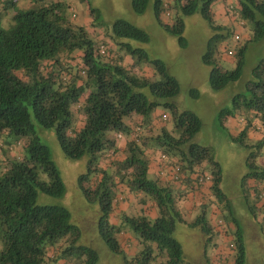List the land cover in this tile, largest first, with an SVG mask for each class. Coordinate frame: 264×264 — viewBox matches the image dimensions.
Wrapping results in <instances>:
<instances>
[{
    "label": "trees",
    "instance_id": "obj_1",
    "mask_svg": "<svg viewBox=\"0 0 264 264\" xmlns=\"http://www.w3.org/2000/svg\"><path fill=\"white\" fill-rule=\"evenodd\" d=\"M18 1L0 0V135H14L16 142L21 137L28 141L26 156L7 161L0 169V264H99L98 252L78 243L82 228L72 222L70 210L38 203L39 192L62 197L66 190L49 147L36 134L29 109L41 126L56 129L67 158L77 161L88 157V171L80 175L78 183L84 198L100 209L98 230L110 251L127 252L120 242L124 224L111 221L120 200L118 187L123 185L141 194L140 201L151 202L157 210L155 218L143 213L124 217L123 223L133 228L141 244V251L131 257L129 264H151L159 256L166 258L161 264H183V248L175 232L178 224L186 221L177 200L184 192L198 191L205 182L201 183V178H210L211 194L219 199L225 195L219 187L223 173L215 154L193 141L202 129L201 118L191 111H178L172 101L180 93L179 82L162 60L151 59L143 49L121 42H149L148 34L128 21H116L108 36L93 41L88 30L91 35L95 33L100 14L92 7L88 25L75 26L63 2L33 0L28 12L18 13L14 11ZM151 1L132 0L134 12L145 14ZM153 1L158 23L182 48L187 47L183 38L185 17L200 14L213 30L224 31L229 23L237 25V31L226 30V34L209 40L203 63L211 67L210 84L214 90L243 78L247 48L226 46L224 51L236 60V69L227 71L215 58L216 44L230 34H234V41L241 42V29L246 31L247 43H260L264 39V0H238L237 8L232 0ZM219 8L220 15L216 12ZM10 16L15 25L4 29L3 23ZM77 17L73 13V19ZM217 19L229 23L216 27ZM126 49L138 63L152 64L163 79L150 81L129 70L122 55ZM252 76L245 91L235 95L231 108L222 109L220 115L231 117L243 128L241 141L250 152L242 186L248 202L252 196L246 184L248 180L255 182L252 191L257 193V206L261 200L257 186L264 183V165L257 163L264 157V59ZM145 89H150L151 94ZM190 92L200 96L196 88ZM158 107L170 110L175 134L167 129L164 122L169 119L165 115L162 121L152 117ZM250 133L262 136L254 146L244 141ZM122 141L125 158L119 159ZM150 148L162 153L157 178L149 173L153 161ZM163 156L175 160L180 167L178 174H171ZM103 162L110 168H101ZM205 162L212 167L209 175L202 168ZM160 177L169 179L160 181ZM208 224L204 211L190 225L209 229ZM238 237L232 264H245L247 251L242 233ZM62 242L69 245L64 247Z\"/></svg>",
    "mask_w": 264,
    "mask_h": 264
},
{
    "label": "rangeland",
    "instance_id": "obj_2",
    "mask_svg": "<svg viewBox=\"0 0 264 264\" xmlns=\"http://www.w3.org/2000/svg\"><path fill=\"white\" fill-rule=\"evenodd\" d=\"M232 1H235L236 8L239 7L238 0ZM60 2L66 4V14L75 26L88 25L92 18V16L88 18L90 7L99 12L100 18L93 30L95 33L91 35L87 28L89 37L93 41L108 36L111 27L118 20L128 21L145 31L149 36V42L146 44L131 40H121V42L131 44L135 49H143L151 59L162 60L166 64L169 74L180 84V93L172 100L177 110L180 112L191 111L202 120V129L196 134L193 141L209 147L215 154L216 160L219 161L222 168L223 178L219 183V187L225 197L219 199L215 194H211L212 196L210 195L208 198H202L199 194L189 191L184 192V196L177 200V207L186 221V224H178L175 232V238L183 248V264H226V260L233 263L238 251L236 243L239 239L238 233H242L246 246L245 264H264V216H262L263 213H261L260 208L255 205L254 198H250L247 202L244 193L247 191H244L245 187L242 186V179L248 173L247 157L250 151L241 141L243 128L237 125L231 117L220 115L222 109L231 108L235 95L244 92L246 82L252 80L254 69L261 59H264V39L260 43H247L244 40L247 39L246 31L241 29L244 37L241 42L234 41V34L233 36L230 34L224 41L219 40L216 44L218 51L215 53V58L221 66L227 71L236 69L235 57L229 56L224 51L227 45H231L233 49L238 46L247 48L246 67L244 76L240 81L231 83L222 90H214L210 84L211 67L203 63V56L206 54L209 40L213 36L226 34V30L230 31V29L234 31L238 28L237 25H231L228 20L217 19L214 22L216 27L229 24L224 31L213 30L200 14L185 17L186 27L183 38L187 42V47L182 48L177 40L167 35L158 23L154 15L153 0L150 2L146 13L142 15L134 12L132 0H62ZM33 5V0H19L14 11L25 13ZM219 10L221 11L219 8L216 12L218 13ZM73 13L78 16L77 19H73ZM14 25L15 21L11 17L3 23V28L9 29ZM251 28L252 25H249V35L252 38ZM77 53L81 54V52ZM122 55L125 56V65L133 73L146 77L150 81H161L163 79L152 64L138 63L137 59L134 58V60L129 55L127 49ZM192 88L200 91L199 97L191 95ZM144 92L151 94L150 89H145ZM29 115L36 134L39 136L40 141L49 147L52 159L61 171L66 190L62 197H54L39 192L38 203L61 205L68 208L72 214V222L82 228V235L78 243L95 249L99 254V264H129L130 255L111 252L101 238L98 230L100 209L84 198L79 187L78 178L88 171V157L77 161L67 158L60 145L56 129L54 127H43L37 123L31 109H29ZM154 115L158 121H162L161 117L165 115L169 119L164 122L167 129L175 134V126L171 119L170 110L158 107L152 113V117ZM236 118L243 119L242 116ZM260 137H262L261 134L252 136L250 133L244 140L245 144L254 146ZM0 139V169L4 167L7 161H14L26 156L28 138L21 137L16 142L17 139L14 135L4 133L0 135ZM157 154H159L157 159L159 166L162 153L157 150L154 151L153 158ZM257 163L264 165V157L259 158ZM202 168L205 170V174L209 175L211 173L212 167L208 162H205ZM44 178L46 179L47 176H44ZM209 179L207 178L204 182L206 186L211 184ZM254 184L253 180H248L246 184L251 192ZM214 203L217 207H220L222 213L213 214L212 204ZM204 211L209 229H204L202 225H190L192 222L197 221ZM125 216H138V212L130 209L121 213L119 223L122 226L124 224V232L128 231L137 237L133 228L129 224L123 223ZM122 240L123 237L120 236V242L124 245ZM68 245L69 242L64 243V247ZM1 246L0 243V248ZM215 249L218 251L217 253H215ZM59 262L62 263V259ZM161 262L165 263L166 258L159 256L157 260H152L151 264H161Z\"/></svg>",
    "mask_w": 264,
    "mask_h": 264
},
{
    "label": "crops",
    "instance_id": "obj_3",
    "mask_svg": "<svg viewBox=\"0 0 264 264\" xmlns=\"http://www.w3.org/2000/svg\"><path fill=\"white\" fill-rule=\"evenodd\" d=\"M55 1H62V0H55ZM88 18H90V16H88ZM252 136H254V135H252ZM119 147L121 150L119 151L117 156L119 159H123V158H125L122 155V152L124 151L123 148L125 147L123 141L120 143ZM154 151H156V150L155 149L153 150L151 148L148 150V152L151 154L152 158L154 157V155H152V154H154ZM158 151H160V150H158ZM158 155L159 154H157V156L152 159L153 161L150 165V172L149 173H150V176H152L154 178H157L159 176L158 175L159 166H158V162H157ZM101 168H103V169L108 168L109 169L110 166L106 162H103L101 164ZM167 179H169V178L160 177L159 180L166 182V181H168ZM202 184L203 185L200 187V189L198 191H195V193L199 194V196H201L202 198H208L211 195V192L209 190L210 185H207L208 186L207 187L204 182ZM254 186H256V184H254ZM257 187L259 190L258 192H260L259 194H260V198H261V200L258 202L257 206H258V208H260L261 213H263L262 216H264V183L258 185ZM118 189H119V193H118L117 197H119L120 200L116 204L114 213L112 214V217H111V221L113 224L114 223L119 224L121 221V213L126 212L130 209L136 210L138 212V215L143 213V214H146L147 216H149L151 218H155L157 216V210L155 209V207L152 205L151 202L144 204L140 201V199L142 198L141 194H136L135 192H131L123 185H119ZM250 193H251L252 198H254V197L256 198L257 193H255L254 191H252ZM215 203L212 204L213 214L217 215V214L222 213L220 207H217L216 206L217 203H216V205H215ZM121 236L123 237L122 241H123V244L125 245V246L122 245V247H123V249L127 250L126 254H128L132 257L133 255H136L137 253H139L141 251V247H140L141 244L139 243V240L137 239V237H135L132 233L125 231L121 234ZM216 249H218V248L216 247ZM216 249H215V253L218 252ZM221 254H222V252H221ZM225 263L226 264H232V261L230 262V261L226 260Z\"/></svg>",
    "mask_w": 264,
    "mask_h": 264
},
{
    "label": "built area",
    "instance_id": "obj_4",
    "mask_svg": "<svg viewBox=\"0 0 264 264\" xmlns=\"http://www.w3.org/2000/svg\"><path fill=\"white\" fill-rule=\"evenodd\" d=\"M163 157L166 160V164L169 168L168 170L171 172V174L173 173L174 176H175V174H178L180 172V167L176 164L175 160L168 158L166 156H163ZM199 181L202 183L204 181V178H201Z\"/></svg>",
    "mask_w": 264,
    "mask_h": 264
},
{
    "label": "clouds",
    "instance_id": "obj_5",
    "mask_svg": "<svg viewBox=\"0 0 264 264\" xmlns=\"http://www.w3.org/2000/svg\"><path fill=\"white\" fill-rule=\"evenodd\" d=\"M171 159H173V158H171ZM208 177V176H207ZM205 181V180H204Z\"/></svg>",
    "mask_w": 264,
    "mask_h": 264
}]
</instances>
